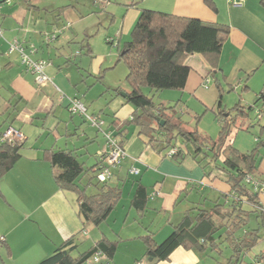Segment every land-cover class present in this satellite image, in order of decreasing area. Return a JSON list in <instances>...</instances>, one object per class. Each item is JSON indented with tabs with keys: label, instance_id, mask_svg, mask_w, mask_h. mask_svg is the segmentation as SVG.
Wrapping results in <instances>:
<instances>
[{
	"label": "crops",
	"instance_id": "obj_1",
	"mask_svg": "<svg viewBox=\"0 0 264 264\" xmlns=\"http://www.w3.org/2000/svg\"><path fill=\"white\" fill-rule=\"evenodd\" d=\"M212 1L216 10L205 0H116L118 9L111 12L112 22L119 23V38L121 34H128V39L141 8L228 25L229 33L222 43L215 68L201 54L187 56L185 63L190 72L182 91L211 109L217 106L218 99L224 109L236 103L245 109L252 106L255 113L260 114L257 118L264 119V0H243L237 4L228 0ZM82 16L78 0H0V25L3 28L0 38V128L3 123L6 127L12 125L24 135L20 158L0 178V236L5 240V245L0 246V264H36L71 236L77 237L78 252L86 251L101 238L116 241L114 255L110 259L102 255L95 264H139L142 258H146L143 264H209L202 255L207 256V251L183 247H177L167 260L156 261L144 256L146 246L141 236L148 230L153 232L156 242L162 241L186 210L193 207L191 212L194 214L195 207L210 208L221 193L230 191V186L217 169L206 175L192 155L190 159H172L166 155L163 144L148 143L149 139L140 134V128L131 121L136 108L125 101V95L122 96L128 90L126 87H107L111 93L107 104L113 102L106 113L107 119H104L108 130L122 141L126 152L124 158L111 168L112 175L108 179V184L120 191L115 208L99 225L82 229L76 193L57 185L54 179L57 169L46 159L47 149L73 150L85 167L100 162L97 152L106 149L104 135L88 126L83 116L79 114L81 118L76 119L67 110L66 96H76L85 101L86 106L88 91L80 86V82L87 86L84 72L88 76L95 75L80 64L81 56L90 55L92 51L86 36L75 40L78 34L73 26ZM53 26L63 27L55 40L60 47L65 41L75 42L78 51L84 40L82 44L87 43L89 51L76 52L73 56L70 53L63 63L59 57L52 58L51 53L42 48V43L46 34L57 30ZM14 38L22 42L31 58L47 61L45 72L50 81L38 85L19 55L7 52L8 42ZM70 64L77 70L66 68L63 72V67ZM114 66L105 67L95 78H102L106 70ZM209 76L214 78L212 86H209ZM57 87L65 93L59 101ZM23 102L31 107L21 108ZM98 106L100 112L105 109L101 102ZM91 113L99 117L95 110ZM15 122L18 124L14 125ZM249 124V129L244 130ZM238 125L241 126L238 131L247 134L256 123L246 117L238 118ZM5 128L0 129V133ZM259 134L264 139V126H260ZM250 136L239 140L236 146L233 142V146L241 152L249 151L257 139L254 138L253 143ZM263 151L260 149V153ZM88 157H91L90 161ZM132 167L138 169L137 174L130 172ZM258 172L264 180V159L259 162ZM90 175H82L81 182L87 184ZM84 177H87L86 181ZM137 185L147 191V209L142 215L131 206ZM94 189L92 183L86 187L87 192L93 193ZM259 202L264 210V193L259 194Z\"/></svg>",
	"mask_w": 264,
	"mask_h": 264
},
{
	"label": "trees",
	"instance_id": "obj_2",
	"mask_svg": "<svg viewBox=\"0 0 264 264\" xmlns=\"http://www.w3.org/2000/svg\"><path fill=\"white\" fill-rule=\"evenodd\" d=\"M205 2L216 10L212 0ZM228 33L229 27L224 23L141 8L129 39L119 49L118 61L122 60L127 69L125 81L128 90L125 91L124 98L136 108L131 121L140 128V134L149 139L148 143L158 146L163 144L166 154L176 148L169 156L172 159H181L191 154L198 159L208 176L213 169H217L230 186V191L227 194L221 193L210 208L195 207L194 214L191 212L193 207L186 210L162 241L156 242L153 232L149 230L141 236L146 246L144 256L156 261L167 260L177 247H183L213 253L217 264H248L244 263L246 255L252 252L261 239L259 228L249 226L252 216L264 220V210L259 202L261 192L254 189L247 176L263 180L258 172V165L264 159V152L260 153V148H264V139L257 137L254 147L247 152L236 149L229 139V132L237 118H249L252 106L246 109L240 103L232 106L230 109H235L238 116L236 119L230 118L231 120L225 118L219 137L212 140L196 129L186 128L179 117H175L173 113L168 114V108L164 105H155L152 98L143 92L144 87L156 91L182 90L190 72V67L185 63L190 54L203 55L211 67L215 68ZM83 42L84 40L77 54L86 49L89 51L88 44L83 45ZM217 109L218 115L228 112L230 116L229 111L221 107L219 99ZM83 118L86 120L84 116ZM250 126L249 124L244 130H248ZM236 127L241 129L240 125ZM177 138L185 144H191L193 152L178 145ZM118 142L122 145V141ZM23 143L24 138L12 143L0 141V178L20 158ZM45 155L51 166L57 169L54 175L57 185L76 193L78 213L83 221L82 229L102 223L115 208L120 191L116 186L108 184V180H97L96 174L101 161L85 167L73 150L47 149ZM87 173L91 175L85 184L81 182V177ZM91 183L95 187L93 193L86 191L87 185ZM147 202L145 187L137 185L131 206L142 215L147 209ZM116 244V241L101 238L86 251L78 252L77 237L71 236L36 264H84L90 261L96 251L110 259L115 253ZM2 245H5L4 239L0 241V246ZM262 259L264 251L260 250L254 253L249 264H262Z\"/></svg>",
	"mask_w": 264,
	"mask_h": 264
},
{
	"label": "rangeland",
	"instance_id": "obj_3",
	"mask_svg": "<svg viewBox=\"0 0 264 264\" xmlns=\"http://www.w3.org/2000/svg\"><path fill=\"white\" fill-rule=\"evenodd\" d=\"M78 6H80L81 8L83 12V16L80 19V21L77 22V24H74L73 26V28L76 29L75 30L76 33L78 34L75 40L79 41L84 36H86L85 39L89 41L90 47L92 49L90 55L81 56L80 64L86 71L90 73L94 72L95 75L102 73L105 67L115 65L113 68L107 69L106 74L100 79H96L95 75L88 76V74L84 72L83 75L85 76L84 78L85 81H87V86L90 83L92 84L93 80H96L93 83V85L90 86L89 88L87 86L86 87L84 86L85 82L82 81L80 82V86L82 88H86V90L88 91V93L86 94L87 113L89 115H92L91 112L93 109L95 110L96 113L99 114V117L97 116L96 117L99 118V121L102 122L101 128L98 129L96 126L90 124L87 120L86 122L89 124L88 126H91L93 129L97 130V132L103 136L104 131L111 130V129L108 130L109 128H107L106 123L104 121V119H107L108 117L106 113L110 111L109 107L112 106V102H113L111 101L110 105L107 104V101L111 98V93L109 90H107V87L112 88L115 87L116 85H120L121 87H126L128 89L127 83L125 81V75L127 72L126 65L122 60L118 61L119 52H120L119 49L121 47V44L126 39H128V34L126 35L121 34V37L119 38V27H120L119 23L112 22V15H111L113 13L112 11L115 12L118 9V6L116 5V0H99V1L78 0ZM53 28H57V30H61V31L63 30V27L61 28L60 26H55V27L53 26ZM65 30L70 32V29H65ZM55 40L56 38L47 41L45 36L43 41L44 43H42L43 44L42 48L45 50L46 53L50 52L52 58L59 57L62 59V63H63L65 58L70 53L71 56H73L77 52V46H78L77 43L65 41L63 42V44H61L60 47V44H57ZM66 68H73V70H77L76 69L77 67L74 66L73 64H70L66 67L64 66L63 72L65 71ZM209 79H210L209 86H212L214 84L213 76H209ZM57 89H58V101H59L60 96L64 92L59 87H57ZM103 90L105 92L102 94ZM143 92L152 98L155 105L158 106L162 104L168 108L166 109L168 114L173 113L175 117H179L180 120L184 122L186 128L190 130L196 129L201 135L212 140H216L219 137L221 131V125L224 122L225 118L231 120L234 117L236 119V117L238 116L236 110L230 109L231 107L226 108V110L229 111L230 116L225 117L226 115H229L228 112L223 113L224 115L222 114L218 115L217 106H214L213 109L207 108V106L203 103H200L199 100L196 99V97H193L191 94H188L187 92H183L182 90L164 89V90L156 91L149 87H144ZM67 98H72V96H66V99ZM100 102L103 105H105V109L101 112L99 111V106H98V103ZM29 107H31V104H27L25 102L21 104V108H24L25 110H27ZM132 107L135 108L133 105ZM68 113L71 115L69 111ZM73 117H75L76 119L81 118L79 114L77 115L74 114ZM250 120L254 121L256 125H254V127L251 128L252 131L248 132L247 134L245 133L241 134V132L238 131L236 127L238 126V118L231 127V130L229 132L231 136L229 137V139H232V143L234 142L235 146L236 144H238L239 140L245 139L244 137H249V135H251L250 138L252 141L254 138L259 136H260V140L262 139V136L259 134V130H260V126H264V119H259V122L257 123L256 122L258 120L257 112L255 113V110H252L250 112ZM1 123H2V118H0V124ZM17 124H18L17 122L14 123V125ZM5 127L6 124L3 123L0 129H3ZM177 144L181 145L184 150L188 149L190 152H193L192 145L183 143L180 138H177ZM260 149L264 150L263 147H261ZM186 157L190 159L191 154L187 155ZM87 160L90 161L91 157H88ZM86 179L87 177H84L85 181ZM90 187L91 185L88 186V189H90ZM260 194L262 195L263 192H261ZM249 226L250 227L255 226L259 228L258 232L261 239L260 242L254 247L252 252L246 255L244 263H248V264L251 263L254 253L259 252L262 248H264V220L262 221V218H258L257 221L256 217L252 216L249 222ZM202 255H203V259H205L207 262H210L209 264H217V262L213 258L214 257L213 253H209L207 254V256H205V254ZM209 255L211 257H209ZM145 259L146 258H142L140 260L141 263L139 262V264H143V260ZM97 262L99 261L88 260V262H85L84 264H88V263L95 264ZM262 264H264V259H262Z\"/></svg>",
	"mask_w": 264,
	"mask_h": 264
},
{
	"label": "built area",
	"instance_id": "obj_4",
	"mask_svg": "<svg viewBox=\"0 0 264 264\" xmlns=\"http://www.w3.org/2000/svg\"><path fill=\"white\" fill-rule=\"evenodd\" d=\"M10 1V0H6ZM99 1V0H98ZM243 0H228L229 3H241ZM61 30H55L50 34H46V40L50 41L56 38L57 33H60ZM51 35V36H50ZM3 37V29L0 25V38ZM8 53L16 52L21 60V63L25 66L27 70L34 74L35 81L38 85L44 84L46 81H50L51 79L45 72V67L47 65V61L44 59H33L30 55L25 51V48L21 41L14 38L8 42ZM208 81V80H207ZM206 81V83H207ZM68 100V111L71 114H80L83 115L86 120L96 126L98 129L101 128V121L94 115H89L87 113V108L85 104L81 101L78 97L67 98ZM257 115L260 116L259 112ZM105 138V146L106 149L99 150L97 152L98 158L100 159V168L96 174V178L100 182L107 181L110 176L112 175L111 168L114 167L116 164L119 163L121 159L124 158L126 152L122 145L119 144L118 140L116 139L115 135L112 134L110 131L103 132ZM24 138L22 132L15 128L14 126L10 125L6 127L0 135V141H7L9 143L22 140ZM176 151V148H173L167 152V156H170L172 153ZM130 172L133 174L138 173V169L132 167ZM247 180L250 181L256 191L264 193V181L260 179L252 178L251 176H247ZM4 239L3 236H0V241ZM102 256L100 251H96L90 261H97ZM258 264V263H257Z\"/></svg>",
	"mask_w": 264,
	"mask_h": 264
},
{
	"label": "water",
	"instance_id": "obj_5",
	"mask_svg": "<svg viewBox=\"0 0 264 264\" xmlns=\"http://www.w3.org/2000/svg\"><path fill=\"white\" fill-rule=\"evenodd\" d=\"M125 95V93H122V96H124ZM161 124H163V121H161Z\"/></svg>",
	"mask_w": 264,
	"mask_h": 264
}]
</instances>
